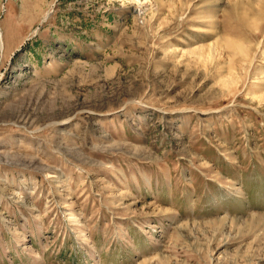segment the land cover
<instances>
[{"label": "rangeland", "instance_id": "obj_1", "mask_svg": "<svg viewBox=\"0 0 264 264\" xmlns=\"http://www.w3.org/2000/svg\"><path fill=\"white\" fill-rule=\"evenodd\" d=\"M0 264H264V0H0Z\"/></svg>", "mask_w": 264, "mask_h": 264}, {"label": "bare ground", "instance_id": "obj_2", "mask_svg": "<svg viewBox=\"0 0 264 264\" xmlns=\"http://www.w3.org/2000/svg\"><path fill=\"white\" fill-rule=\"evenodd\" d=\"M0 47H2V41L0 40Z\"/></svg>", "mask_w": 264, "mask_h": 264}]
</instances>
